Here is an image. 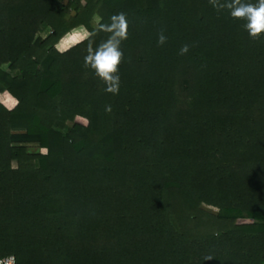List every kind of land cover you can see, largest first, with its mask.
Returning <instances> with one entry per match:
<instances>
[{
  "label": "trees",
  "instance_id": "obj_1",
  "mask_svg": "<svg viewBox=\"0 0 264 264\" xmlns=\"http://www.w3.org/2000/svg\"><path fill=\"white\" fill-rule=\"evenodd\" d=\"M120 12L113 95L68 33ZM243 23L209 0H0V258L264 264V42Z\"/></svg>",
  "mask_w": 264,
  "mask_h": 264
},
{
  "label": "clouds",
  "instance_id": "obj_2",
  "mask_svg": "<svg viewBox=\"0 0 264 264\" xmlns=\"http://www.w3.org/2000/svg\"><path fill=\"white\" fill-rule=\"evenodd\" d=\"M209 3L218 13L227 11L233 20L243 21V28L251 40L264 42V0H209ZM101 32L107 34V39L96 44L95 37ZM128 38L129 23L124 12L111 16L109 23H100L85 37L88 45L83 66L104 83L105 92L113 95L119 93V66L125 59L121 45ZM166 42L162 29L157 45L163 46ZM188 51L189 46L183 45L179 54L184 55ZM106 110L110 111V106Z\"/></svg>",
  "mask_w": 264,
  "mask_h": 264
},
{
  "label": "crops",
  "instance_id": "obj_3",
  "mask_svg": "<svg viewBox=\"0 0 264 264\" xmlns=\"http://www.w3.org/2000/svg\"><path fill=\"white\" fill-rule=\"evenodd\" d=\"M96 23L98 22V19H96V21H95ZM73 32H76V34H78V35H80L82 38L77 42V43H79V42H81V41H83V40H85V37L87 36V34L89 33V31L84 27V26H79V27H77V28H75V29H73L70 33H68V34H71V33H73ZM67 34V35H68ZM65 37V36H64ZM63 37V38H64ZM62 38V39H63ZM61 39V40H62ZM61 40H60V42H61ZM59 42V43H60ZM58 43V44H59ZM76 43V44H77ZM57 44V45H58Z\"/></svg>",
  "mask_w": 264,
  "mask_h": 264
},
{
  "label": "built area",
  "instance_id": "obj_4",
  "mask_svg": "<svg viewBox=\"0 0 264 264\" xmlns=\"http://www.w3.org/2000/svg\"><path fill=\"white\" fill-rule=\"evenodd\" d=\"M0 264H17L15 255H7L0 258Z\"/></svg>",
  "mask_w": 264,
  "mask_h": 264
},
{
  "label": "rangeland",
  "instance_id": "obj_5",
  "mask_svg": "<svg viewBox=\"0 0 264 264\" xmlns=\"http://www.w3.org/2000/svg\"><path fill=\"white\" fill-rule=\"evenodd\" d=\"M98 25V24H97ZM57 48H58V45H57ZM59 49V48H58ZM60 50V49H59ZM60 51H62V50H60ZM4 67H6L7 68V66H4ZM208 208H211V207H208ZM211 210H214V211H216V209L215 208H211Z\"/></svg>",
  "mask_w": 264,
  "mask_h": 264
}]
</instances>
